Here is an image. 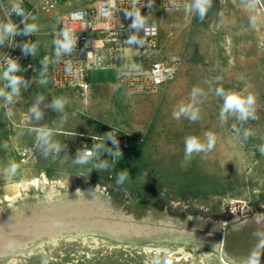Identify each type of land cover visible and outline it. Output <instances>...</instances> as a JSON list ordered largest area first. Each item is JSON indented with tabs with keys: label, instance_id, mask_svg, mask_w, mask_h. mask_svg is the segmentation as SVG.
Here are the masks:
<instances>
[{
	"label": "rangeland",
	"instance_id": "374dc122",
	"mask_svg": "<svg viewBox=\"0 0 264 264\" xmlns=\"http://www.w3.org/2000/svg\"><path fill=\"white\" fill-rule=\"evenodd\" d=\"M2 2L0 22H5ZM248 4L212 0L203 20L184 9L146 16V22L160 25L165 51L181 59L172 81L153 94H131L119 85L122 72L138 69L128 65L131 56L112 68L102 52L103 68L97 72L114 77L118 91L112 119L104 122L129 133L137 143L113 165L97 168L94 165L102 163L94 160L74 165L85 140L79 135L73 137L65 159L58 154L46 157L44 148L35 146V134L26 131L34 123L6 120L0 108V145H9L0 147V264H151L158 248L174 254L173 264H243L251 252L227 250V236L243 225L264 227L262 222L247 225L264 217V0L254 8ZM75 6L74 0L61 3L54 17L40 21L37 31L53 30L46 26L48 21L61 8L66 12ZM41 39L34 40L39 60V45H45ZM140 59L141 69H147L149 56L141 52ZM4 83L0 81V87ZM219 87L256 95L258 118L242 123L229 114L221 122ZM193 88L201 91L192 95ZM188 104L199 110V118L193 121L182 114L174 119L173 111ZM245 129L253 133L247 139ZM208 131L218 137L215 148L185 159V138L203 139ZM10 162L20 164L11 177L4 174ZM125 172V180L117 183ZM36 180L39 186L32 185ZM41 212L37 224L56 226L54 220L62 217L64 228L21 242L7 232L20 216Z\"/></svg>",
	"mask_w": 264,
	"mask_h": 264
},
{
	"label": "built area",
	"instance_id": "2783aa9c",
	"mask_svg": "<svg viewBox=\"0 0 264 264\" xmlns=\"http://www.w3.org/2000/svg\"><path fill=\"white\" fill-rule=\"evenodd\" d=\"M73 0H41L37 4L22 0V7L28 14V19L24 22L22 17L15 14L11 16V21L18 26V31L22 32L26 24H39L42 20L54 17L56 10L61 3H69ZM79 6L72 7L65 13L57 16L58 24L46 33L48 37L55 38L63 27L69 26L78 37L75 49L70 55H61L56 63H49L48 76L50 86L53 90H70L81 96H89L92 90L91 72L102 67V52L107 50L112 65L119 63L127 50H135L139 53L149 54L147 69H137L136 71L122 72L118 78L119 85L127 89L131 94L149 95L159 91L166 83L171 81L179 69L181 59L179 57H159L155 52L160 48L161 27L159 24L146 22L142 28H132L130 25L134 17H128L126 11L130 9L131 0H74ZM187 0H154L149 8V0H140L137 5L141 14L146 16H156L179 12L183 9V3ZM18 0H4L1 9L4 13L5 22L8 21V13L13 3ZM82 12L80 17H74L73 13ZM44 18V19H42ZM147 31V35H146ZM37 31L27 35L7 36L5 47L0 55V63L4 57H10L18 62L20 71L17 75L23 78H31L36 73L37 59L34 52L25 54L23 46L25 43H32ZM136 35L137 42L128 43L129 37ZM144 39V44L139 43ZM55 52V51H54ZM89 53H93L91 57ZM55 60V55L50 59ZM71 61L73 70L71 73L65 71V62ZM113 133L112 140H105L106 133ZM87 139L83 141L81 150L85 147L92 149L97 142L103 143L104 148L96 153V158L92 159L102 164L113 165L118 158H123L133 150L137 144L134 137L122 129L115 126H105L102 123L91 135H79ZM96 138V139H94ZM118 141V144L113 143ZM119 149L121 155L116 157L111 155ZM30 149L25 150L28 155Z\"/></svg>",
	"mask_w": 264,
	"mask_h": 264
},
{
	"label": "clouds",
	"instance_id": "9594fccd",
	"mask_svg": "<svg viewBox=\"0 0 264 264\" xmlns=\"http://www.w3.org/2000/svg\"><path fill=\"white\" fill-rule=\"evenodd\" d=\"M154 0H149L148 7L151 8ZM171 3L175 4L176 0H171ZM259 3V0H249V4L247 5L249 8H254L256 4ZM140 4V0H131L130 9L126 11L128 17H134L132 24L130 27L132 28H142L146 23V17L141 14L140 8L137 5ZM22 0H18V2L13 3L11 6V10L8 13V21L0 22V43L3 42L5 36H14V35H27L30 33H34L38 29V25L35 23L26 24L22 32L18 31V26L11 21V16L15 14L18 17H22L24 22L27 20L28 14L25 12L24 8L21 6ZM212 5V0H191V2H184L183 9L186 13L198 15V17L203 20L206 14L208 13L210 7ZM82 12L73 13L74 17L82 16ZM146 31V35H147ZM78 37L74 34L73 30L69 26H64L63 29L55 34V38L52 43L55 45V60H50L48 56H45L41 63L44 65L43 71L39 73L40 79L39 83L41 85H46L48 83L47 73H48V65L49 63H56L61 55H70L75 49L76 42ZM138 37L136 35H132L129 37L128 43L137 42ZM139 43L141 45L144 44V39H140ZM37 48L36 44L25 43L23 46V51L25 54H31L35 52ZM93 53H89L88 56L91 57ZM73 70V65L71 61L65 62V71L67 73H71ZM20 71V65L18 62L10 57H4L3 63H0V81H4V86L0 87V100H3V104L0 105V108L4 110L3 114L6 120H11L15 115L14 105L20 100L21 88H27L28 82L24 80L22 75H17ZM201 90L198 88L192 89V95H196ZM216 95L221 97L223 100V104L219 111V118L221 122L227 120L229 114L236 115L237 119L240 122H247L249 119L255 120L257 119L256 115V105H257V96L253 93L244 94L243 91H235V90H225L223 87H219L216 89ZM44 99L42 95L37 96V103L31 105L28 108L29 120L34 118L39 121L42 119L43 113L39 107L40 102ZM69 103L66 97H55L51 101L50 107L63 112L65 106ZM184 114L188 115L189 118L193 121L199 118V110L193 109L191 104L181 105L179 110H174L172 116L174 119H179V117ZM67 122L66 115L61 118L60 123L64 124ZM235 127V126H233ZM28 131L30 133L35 134V146L43 147L45 156L56 155L61 151L62 145L61 142L54 139L55 132L53 128H50L47 125L44 126H34L29 127ZM239 131V129H237ZM245 139L249 136H252L253 133L250 129H245L243 132ZM113 133L109 132L105 134L103 139L112 140ZM96 139V138H94ZM217 135L212 131H208L204 134V138L201 139L198 136H187L184 140V155L185 159H190L193 154L198 153H209L211 152L217 143ZM113 143L118 144V141L113 140ZM0 147L7 149L9 147L7 142H4ZM104 144L97 142L93 145L92 149L84 148L83 150H77V158L72 163L74 165H85L88 164L92 159L96 158V153L99 152L102 148H104ZM260 151L264 154V145L260 146ZM111 155L116 157L120 156L121 153L119 149L115 152H111ZM97 168L107 167L106 164L94 165ZM20 169V164L15 162H10L8 167L4 169V174L11 177L14 176L18 170ZM127 176V172L120 174L117 177V183H122ZM79 191V189H77ZM259 236V241L255 245L254 249L251 251L250 255L247 259L243 261V264H261V255L264 253V233H256ZM161 252H163V260L162 264H173V253L168 250L163 249H155L154 256L157 259H154L151 264H161V260L159 259L161 256Z\"/></svg>",
	"mask_w": 264,
	"mask_h": 264
},
{
	"label": "crops",
	"instance_id": "0c3cea01",
	"mask_svg": "<svg viewBox=\"0 0 264 264\" xmlns=\"http://www.w3.org/2000/svg\"><path fill=\"white\" fill-rule=\"evenodd\" d=\"M28 1L36 2V0ZM78 4L79 3L76 2L77 6H79ZM60 11L61 12L59 13V15L65 13L63 12L62 8ZM169 18H172V15ZM48 22L49 23L46 24L47 27L55 28L58 24L57 17ZM47 32L48 31H37V34L34 38V40L36 38H42L41 40L45 41V45H39V47L43 49V57L41 60H39L34 52V55L37 59L36 73L31 78H24V80L28 82V86L27 88H21L20 100L13 106L15 109V115L13 116V119L19 121L28 120L30 124L34 123V125H30L32 127L47 125L50 128H53L55 132L54 139L61 142L62 145L61 151L58 153V159L61 158L63 160L65 159V156L68 155V150L73 149L72 145L74 142V136L94 134L96 133V130L99 127L100 123L105 126H111L106 125L104 121L107 117H111L112 119L113 99L114 96L118 94V91L113 81L114 77L111 79H107L106 76L104 77V75L97 72V70H101L103 66L100 69H96L91 72L92 90L89 96L84 97L70 90H53L50 86L48 73V83L46 85H41L39 83V73L44 69V65L41 63V61L45 56H48L51 59L54 56L55 51V45L52 43L53 39L46 35ZM165 48L166 45H164L163 43L161 33L160 48L157 52H155L156 54L154 55H158L159 57H172V54L165 51ZM103 51L108 54L107 50ZM147 55L149 56V54ZM130 56L133 60L127 62V57ZM123 58V63L125 61L128 63V65H133L141 69V67L139 66L141 63V53L135 50H127L125 55H123ZM119 63H117L116 65H118ZM109 64L112 68L115 67V65L111 64L110 59ZM38 95H42L44 97V99L39 104L43 116L39 121L33 118L30 122L28 108L31 105L37 103ZM168 95L172 97V91H170ZM61 96L66 97L69 101V103L65 106L63 112L57 111L50 107L52 99ZM65 115L67 117V122L61 124V118ZM26 131L29 132L28 129Z\"/></svg>",
	"mask_w": 264,
	"mask_h": 264
},
{
	"label": "bare ground",
	"instance_id": "6f19581e",
	"mask_svg": "<svg viewBox=\"0 0 264 264\" xmlns=\"http://www.w3.org/2000/svg\"><path fill=\"white\" fill-rule=\"evenodd\" d=\"M247 12V11H246ZM261 17V16H260ZM263 18V17H262ZM262 29H264V24H262ZM40 182L38 180L34 181V183L32 185H38L39 186ZM46 184V183H45ZM80 201V200H79ZM95 205V204H94ZM51 208V207H50ZM101 208V206L99 207ZM91 210V209H90ZM85 211V210H84ZM90 212V211H89ZM54 213V212H53ZM91 213V212H90ZM89 213V214H90ZM81 214H82V211H81ZM87 214V212H86ZM88 214V215H89ZM92 214V213H91ZM62 215V213H61ZM84 215V214H82ZM82 215H81V218L80 219H83L82 218ZM57 216V215H56ZM74 216H76L74 214ZM91 216V215H90ZM45 217V216H44ZM48 218H51L52 221L54 220V216L53 215H50L48 214L47 216ZM58 218V217H57ZM43 219V213H37V214H31L29 213L27 216H20L18 219H17V224L16 225H13V223H11L9 226H7L8 228H11V231H7L9 233L12 232V234H16L15 236V240L16 242H21L23 240H25L26 238H29L30 236L32 235H35L37 233H43V231L45 232L46 230L49 229V231H55V230H59L60 228H64L63 225H65V223H62V217L58 218V219H55L54 221L57 222V225L56 226H53L52 224H49L46 226H43L41 223L37 224V222L39 221H42ZM77 219V217H76ZM85 219V218H84ZM257 221L258 222H262L264 223V217L262 216H258L257 218ZM68 220V219H66ZM61 221V222H60ZM23 222V223H22ZM51 222V221H50ZM56 222H54L56 224ZM65 222V221H64ZM71 222V220L69 221ZM73 222V221H72ZM34 223V224H33ZM53 223V222H52ZM68 222H66L67 224ZM75 223V222H74ZM96 224V223H95ZM74 225V224H73ZM71 226V224H70ZM2 230V229H1ZM1 233V232H0ZM6 234V233H5ZM45 234V233H43ZM1 240V239H0ZM17 244V243H15Z\"/></svg>",
	"mask_w": 264,
	"mask_h": 264
},
{
	"label": "flooded vegetation",
	"instance_id": "af4514ba",
	"mask_svg": "<svg viewBox=\"0 0 264 264\" xmlns=\"http://www.w3.org/2000/svg\"><path fill=\"white\" fill-rule=\"evenodd\" d=\"M264 233L261 226H240L233 230L226 238V249L232 252H251L259 241L256 233Z\"/></svg>",
	"mask_w": 264,
	"mask_h": 264
},
{
	"label": "water",
	"instance_id": "95a60500",
	"mask_svg": "<svg viewBox=\"0 0 264 264\" xmlns=\"http://www.w3.org/2000/svg\"><path fill=\"white\" fill-rule=\"evenodd\" d=\"M250 224H258V221L257 219L253 220V221H250L247 223V225H250Z\"/></svg>",
	"mask_w": 264,
	"mask_h": 264
}]
</instances>
